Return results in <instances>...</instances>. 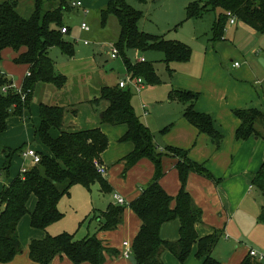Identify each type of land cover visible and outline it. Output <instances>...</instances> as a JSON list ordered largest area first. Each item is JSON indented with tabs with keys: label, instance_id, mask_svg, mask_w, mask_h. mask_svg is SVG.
I'll use <instances>...</instances> for the list:
<instances>
[{
	"label": "trees",
	"instance_id": "trees-1",
	"mask_svg": "<svg viewBox=\"0 0 264 264\" xmlns=\"http://www.w3.org/2000/svg\"><path fill=\"white\" fill-rule=\"evenodd\" d=\"M19 0H4L0 2V62L2 52L6 49L16 54L14 64L28 67V77L21 86L22 94L0 93V135L6 130V122L11 117H20L29 110L31 95L37 83L51 84L62 88L66 78L55 73L54 62L48 56L51 48L57 47L66 57L75 54L73 45L63 40L65 34L60 30L64 26L63 13L71 9L68 0H33L32 12L28 18H23L17 11ZM32 1V0H31ZM129 0H107L99 11V25L105 28L110 17H114L118 25V36L113 42L120 56L125 51L133 50L144 53L148 50L162 53L163 62L187 63L192 51L189 46L164 36L142 32L139 22L143 13L134 9ZM145 4L150 0H133ZM220 10L211 28V41H219L223 36L228 22L227 13L236 21L247 25L260 35H264V0H206L192 2L185 8V20L200 19L209 12ZM67 33L70 34V29ZM126 74L133 78H141L143 85L158 86L161 80L155 72L152 63H131L125 59ZM170 71V70H169ZM1 73V72H0ZM11 85L4 74H0V87ZM199 94L173 90L170 100L185 106L183 118L201 134L207 135L215 148H219L222 136L214 128L209 114L198 113L194 109ZM100 101L107 104L102 112V124L110 126L124 125L126 133L119 139L120 143L129 142L133 150L123 158L124 174L141 159H148L154 166V174L140 195L126 205L110 204L100 215L95 216L97 231H113L123 222L126 207L140 220V228L134 237L129 256L132 264H163L162 253L169 252L179 262L184 264L196 246L195 257L201 264H220L211 255L220 238V232L214 231L205 237H199L195 225L201 222L202 212L193 204L186 191V180L189 173H196L208 180L212 175L203 164H197L187 158V152L168 148L160 153L156 150L153 138L148 128L136 116L131 105V94L128 88L104 86L92 104ZM233 114L240 121L235 133V140L246 141L252 137L264 141V110H235ZM64 108L58 105H39V126L36 137L44 150H37L39 163L31 167L21 178L18 174L0 191V264H7L21 253L22 245L18 235V224L26 215L29 216V226L34 230L43 231L44 238L33 239L28 246V258L31 264H50L56 256H63L73 264H105L108 250L97 239L96 234L77 240L74 234L62 233L49 235V226L59 222L63 214L58 210V203L63 197L70 195L75 185L87 189L98 184L101 192H109V186L100 176L94 166L95 160L100 161L102 153L108 147V139L100 129H89L78 132L61 130ZM59 131L56 138L50 131ZM6 161L2 171L5 177L10 168V159L16 150H5ZM178 158L175 169L178 172L180 189L175 197L168 196L160 187L158 181L163 175L162 158ZM262 198L258 222L264 225V162L250 181ZM33 196L36 200L32 212L27 209V202ZM174 202V207L170 204ZM178 220L179 238L171 242L160 237L164 224ZM239 264H264L246 255Z\"/></svg>",
	"mask_w": 264,
	"mask_h": 264
},
{
	"label": "crops",
	"instance_id": "crops-1",
	"mask_svg": "<svg viewBox=\"0 0 264 264\" xmlns=\"http://www.w3.org/2000/svg\"><path fill=\"white\" fill-rule=\"evenodd\" d=\"M3 1L0 0V2ZM22 1L24 0H19L18 3ZM75 1L81 2L83 7L89 11L87 15H84L81 8L74 7L79 11L77 13L81 17V23H86L85 18L90 14V10L82 0ZM220 13V10H216L213 13L214 17L210 25V32L215 18ZM205 17L206 14L200 19L186 22H192L195 26L196 24L200 25ZM227 24L229 23L227 22ZM234 25L229 24L228 26L233 27ZM66 27L70 29V35H74L75 30L68 25ZM90 32L91 29L88 33L81 32L79 25V33L82 40L88 41L89 38H86V34ZM228 33L229 30L224 29L221 40L214 42L211 41L210 37L200 48H198L197 44L196 50H191V58L187 63L166 65V72L170 78V85L166 92L161 94L150 91L146 104L139 105L137 103L134 106L131 102V105L140 122L150 131L158 152L164 153L168 148L187 152V158L190 161L203 164L212 175L213 180H208L196 173H189L187 176L186 191L191 196L194 206L202 212L201 222L195 225V230L200 238L210 235L216 230L220 234L231 233L236 237L234 239H240L236 240L238 245L234 247L228 258V264H239L250 249L264 252V225L258 222L260 210L256 205L248 201V185L264 162V141L254 137L246 141L235 140V133L240 121L233 114L235 110H264V35L258 34L247 25L240 29L235 28V32L231 37L234 39L233 42L228 40ZM241 36L247 40V43L242 48L237 45L238 42L236 43ZM89 41L87 45H83L85 47L89 46ZM138 58L143 57L140 56ZM234 63H238L239 67H234ZM152 65L154 67V64ZM176 65L177 67H175ZM24 69L28 73V67L24 66ZM94 69L95 67L91 70ZM54 70L56 73L55 64ZM57 74L62 75L61 73ZM98 77L101 81L105 79L102 74H99ZM119 82L120 80L110 86L117 85ZM66 84L59 89L54 87V92L56 93L51 91V93L58 94L59 98L53 97L48 103L42 102V100L39 101L37 109L33 110V112L35 115L37 114L38 118L40 104L62 106L64 108L62 131L78 132L100 129L108 139V147L102 153L100 161L106 167V174L102 178L110 190L107 193H103L97 184L98 193L103 196L105 194L108 195L107 206L115 204L114 195L120 196L127 206L140 195L141 191L151 181L154 174V166L150 160L141 159L124 174V162L122 160L133 150L131 143L119 142V139L126 133L127 128L124 125L110 126L102 124V112L106 109L107 104L104 101H100L96 105L92 104V100L96 98L99 90L108 85L98 84L99 86L90 91L87 96L81 97L78 95V88L75 87L71 90L66 87ZM41 85L51 84L37 83L34 86L29 110L25 111L22 116L16 117V125L18 123H20V126L25 125L28 121L27 115L33 117L31 111L33 95ZM142 89L145 90V85H143ZM173 90L199 94L194 109L198 113L209 114L212 117L214 128L222 136L218 149L215 148L207 135L201 134L183 118L185 106L176 100L169 99V95ZM140 92L137 93L139 94ZM137 108L140 110L139 114L141 117L136 113ZM37 128L34 127L35 132ZM50 135L56 138L59 135V131L52 129ZM4 136H6L5 132ZM4 143L8 142L4 141ZM5 145L8 146V150L14 151L15 148L13 147L15 146ZM24 160L26 159H22V163H24ZM177 162L178 158L168 156L162 158L163 175L158 183L170 197H175L180 189L178 172L175 169ZM23 167L25 166L23 165ZM31 167L33 166L31 165L28 169ZM15 177L11 175L8 180L4 177L5 182L0 185V191ZM35 202L34 198L33 208L30 205L29 212L33 211ZM173 207L174 202L170 204V208ZM106 208L104 210L92 209L88 217L89 222L94 221L95 216L100 215ZM239 211H242V215L250 214L251 223L248 227L253 228V236L250 237L246 233L247 226L243 219H237V221L232 222ZM26 220L29 233L23 240L21 238L22 234L20 235L19 233V228L23 223L18 224L19 240L24 246L23 251L25 253L22 260L19 261L20 264H31L28 258L29 243L33 239L40 240L45 236L43 231L32 229L29 226V219L26 218ZM140 224V220L129 207L125 208L123 222L116 230L97 231L95 224L94 234H96L97 239L108 250L115 251L114 253L105 254V264H132L130 259H125L122 256L123 243L127 242L131 245L140 228ZM48 229L47 233L49 235H55L52 234V231L49 232ZM225 236L228 237L227 234ZM160 237L171 242L178 240V220L164 224L160 230ZM196 250L197 247L194 246L192 254L184 264H201V261L195 257ZM18 258L15 257L13 261L7 264H17ZM161 260L163 264H179L174 256L167 251L162 253ZM50 264L73 263L63 256H56Z\"/></svg>",
	"mask_w": 264,
	"mask_h": 264
},
{
	"label": "rangeland",
	"instance_id": "rangeland-1",
	"mask_svg": "<svg viewBox=\"0 0 264 264\" xmlns=\"http://www.w3.org/2000/svg\"><path fill=\"white\" fill-rule=\"evenodd\" d=\"M87 4L90 10V14L85 18V21L91 32L86 34V38H89V46L83 45L81 35L79 33V25L81 23V17L78 15L74 7L63 13L64 26L68 25L75 30L74 35L65 34L63 40L70 42L73 45L75 54L73 58L66 57L62 54L61 50L54 47L49 50L48 56L55 64L56 73H61L66 78V87L73 90L78 88L79 96H87L90 91L94 90L99 85H112L117 81H122L126 77L125 59L131 63H136L138 57L142 56L145 62L154 64V68L161 80V84L158 86L145 85V90H141L138 94L135 88L130 86L131 102L134 106L137 103L146 104L148 95L151 92L165 93L166 89L170 85V78L166 72V64L163 62V55L160 52L148 50L144 53H138L133 50L125 51L124 56H118L116 59H112L110 56V47L118 36V25L114 17L108 19L105 28H101L99 25V11L104 8L107 0H82ZM206 0H150L145 4H139L136 1L129 0L128 3L134 9L140 10L143 13V19L139 22V29L142 32L164 36L167 40L179 41L190 47L192 51L204 45L211 37L210 25L214 17V12H209L201 22L196 26L192 22H186L185 20V8L192 2H205ZM33 0H24L18 3L17 11L24 17L28 18L32 12ZM69 3L75 2V0H68ZM226 24L225 29L229 30V36H227L230 42H233L232 35L235 32V28H242L245 25L236 21V25L229 27ZM78 29V31H77ZM203 33V34H202ZM98 40V41H95ZM238 42V43H237ZM237 45L241 48L247 43V40L243 39V36L237 39ZM16 54L10 49H6L2 53V59L0 62V72L3 73L8 81H12L9 86L8 92H15L16 89H21L26 72L23 65H16L13 62ZM95 67L94 70H91ZM177 67V65L175 66ZM81 73V74H80ZM99 74L103 75L104 81L98 77ZM91 75V76H89ZM99 84V85H98ZM0 87V93H1ZM54 86L41 85V87L34 92L33 102L31 105V111L33 117L27 115L28 121L25 125L20 126V123L16 125V117H11L6 122V136L4 133L0 135V185L5 182V173L2 171L3 165L6 161L7 152L4 150L8 148L5 144L15 146L13 157L10 159V168L6 179H10L11 175L16 176L20 174V170L23 165L26 169L31 166L30 159L24 160L22 163L21 155L26 149L31 146L36 150H44L38 143L34 127H38L39 124L37 114L33 112L38 107L39 101L48 103L53 97L59 98ZM54 94V96H53ZM32 96V95H31ZM138 105V106H139ZM136 113L140 116V110L137 108ZM141 117V116H140ZM20 127V128H18ZM4 141L8 143H4ZM7 146V147H4ZM30 147V148H31ZM12 148V147H11ZM21 175V174H20ZM249 196L248 201L256 205L259 210L262 204V198L256 190L250 186L249 183ZM1 187V186H0ZM87 190L86 187L75 185L71 188L70 195L63 197L59 204L58 210L63 214L62 219L50 226L49 232L58 235L62 233L74 234L76 239H83L87 235H93L95 233V220L89 222V214L92 209L104 210L107 206L108 195H100L98 193V185L94 184ZM34 197L31 196L27 202V209L30 205L33 208ZM88 215V216H87ZM29 219V216L26 215ZM23 218L20 222L23 223L19 228V233L22 240L29 233L26 218ZM237 219L244 220L246 223V233L248 236H253V228L250 226V214L242 215V211L234 216L232 222ZM243 222V221H242ZM25 223V225H24ZM228 235L226 237L225 235ZM53 235V236H55ZM23 236V237H22ZM236 238L231 233L220 234L218 243L215 246V250L212 252V257L218 260L221 264H228V258L233 252L234 247L238 244ZM22 245V244H21ZM22 251L16 257H19V261L22 260L25 253Z\"/></svg>",
	"mask_w": 264,
	"mask_h": 264
},
{
	"label": "built area",
	"instance_id": "built-area-1",
	"mask_svg": "<svg viewBox=\"0 0 264 264\" xmlns=\"http://www.w3.org/2000/svg\"><path fill=\"white\" fill-rule=\"evenodd\" d=\"M71 6L72 7H76V8H81L84 15H87L88 12H89L87 9H85L83 7L82 3L79 2V1H75V2L71 3ZM226 16L228 17V23L230 25H234L236 23L235 17L232 16L230 13H227ZM80 31L84 32V33H88L90 31V28L87 25V23L82 22L80 24ZM60 32H61V34H66L67 33V28L66 27L61 28ZM83 44L87 45L88 41H83ZM110 56H111L112 59H116L119 56L117 48L114 47L113 45H111V47H110ZM137 62L142 63V62H144V59L143 58H138ZM233 66L234 67H239V64L238 63H234ZM29 75L30 74L27 73L26 77H28ZM131 85L135 88L136 92H140L142 90V88H143V82H142L141 78H133L129 74H126L125 79L118 83L119 88H128L129 89ZM9 89H10L9 86H3L1 88V93L2 94H6L9 91ZM15 92L18 93V94H22L21 89H16ZM23 98H24V94H22V100H23ZM21 156L23 157V159L29 158L31 160L30 163H31L32 166H35L40 161V157L37 154V151L34 150L33 148L26 149V151H24ZM93 166H94L96 172L100 176H102V177L105 176L106 167L103 164H101L99 161L95 160L93 162ZM28 170L29 169H26L25 167H22V169L20 170V174L21 175L20 174H18V175L21 178H23L24 174ZM114 200H115V204H117V205H125V201L118 195H114ZM123 248H124L123 252H122L123 258L129 259V256L131 254L130 245L127 242H124L123 243ZM247 255L250 258H252L253 260L257 261V262H261V263L263 262L264 263V252H262V251H257V250L250 249V250H248Z\"/></svg>",
	"mask_w": 264,
	"mask_h": 264
}]
</instances>
